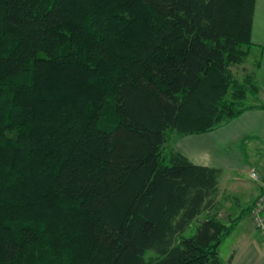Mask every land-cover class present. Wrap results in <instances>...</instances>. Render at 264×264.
Returning a JSON list of instances; mask_svg holds the SVG:
<instances>
[{"label": "trees", "instance_id": "16d2710c", "mask_svg": "<svg viewBox=\"0 0 264 264\" xmlns=\"http://www.w3.org/2000/svg\"><path fill=\"white\" fill-rule=\"evenodd\" d=\"M254 5L0 0V264H221L222 172L169 134L256 107Z\"/></svg>", "mask_w": 264, "mask_h": 264}, {"label": "crops", "instance_id": "0c3cea01", "mask_svg": "<svg viewBox=\"0 0 264 264\" xmlns=\"http://www.w3.org/2000/svg\"><path fill=\"white\" fill-rule=\"evenodd\" d=\"M250 41L249 57L253 52L258 55L253 61V70L249 71V74L253 75L254 82L259 88L257 99H264V0H255ZM219 131H222V134ZM174 141L173 149L194 165L221 170L219 195L222 193L220 186H223L224 194L221 200L229 211L227 220L229 222L236 220L233 223L235 227L236 223L239 224L243 219L244 209H240V206L246 204L245 209H247L260 194L264 193V103L263 106H256L236 119L221 124L209 133L179 135ZM197 141H205L206 145L199 147ZM229 149H233L236 153L229 154ZM252 173L258 177L257 181L251 178ZM221 179H226L229 185L222 184ZM234 206L240 211L232 219L230 211ZM221 207L222 204L217 197L215 208H217L218 220L220 219L218 210ZM248 222L254 228L250 215ZM254 252L252 253L251 249L252 262L255 260Z\"/></svg>", "mask_w": 264, "mask_h": 264}, {"label": "rangeland", "instance_id": "374dc122", "mask_svg": "<svg viewBox=\"0 0 264 264\" xmlns=\"http://www.w3.org/2000/svg\"><path fill=\"white\" fill-rule=\"evenodd\" d=\"M257 55L258 53L256 54V52H253L250 57L248 56L244 64L233 68V71L236 74V78L240 80L244 78L245 75L249 74V71L253 70V61ZM247 103L260 107V106H263L264 99L254 100L253 97H250L249 100H247ZM219 132L220 134H222L221 133L222 131H219ZM178 136L179 135L176 133H170L168 146L172 147V144L175 142L174 140H176ZM196 144L199 147H201V146L206 145V142L197 141ZM228 151H229V154L236 153V151H234L233 149H229ZM216 156L217 155L215 154V157ZM245 179H248V177H245ZM221 180H222L221 181L222 184L226 185L227 183V185H229L228 182H226V179H221ZM220 187H221L220 191L222 193H220V195L218 196V200L222 204V207L219 208L218 210L220 212L219 221L227 226H230V225H233V221L229 222L227 220L229 216V211L224 201L221 200L222 199L221 196H223L224 191H223V186H220ZM236 196L240 197L238 195ZM246 206H247L246 204H243L240 206V209H244L243 214H242L244 216V217L242 216L243 219L239 222V224L236 223L233 232L227 237H225V239L223 240V242L218 248V254H219V259H220L221 264H264L263 238L254 228L251 227V225L248 222V217L250 215L252 203L247 209H245ZM239 211L240 210L237 209L235 206L231 209L230 214L232 215V219H234V217L239 214ZM248 211H249V215H248ZM202 219L203 217L201 216L198 219V221ZM193 228H194V225L191 226L190 229L185 232L184 236L185 237L191 236L193 233ZM251 249H252V253L253 251H255L254 252L255 260L253 262L250 260V255L252 254ZM146 257L147 258L154 257V252H149Z\"/></svg>", "mask_w": 264, "mask_h": 264}, {"label": "built area", "instance_id": "2783aa9c", "mask_svg": "<svg viewBox=\"0 0 264 264\" xmlns=\"http://www.w3.org/2000/svg\"><path fill=\"white\" fill-rule=\"evenodd\" d=\"M251 178L255 181L258 180L255 173L251 174ZM250 219L254 229L262 236L264 246V193L255 199L250 210Z\"/></svg>", "mask_w": 264, "mask_h": 264}]
</instances>
